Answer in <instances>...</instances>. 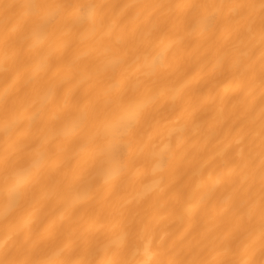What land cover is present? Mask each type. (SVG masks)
Returning <instances> with one entry per match:
<instances>
[{"label": "bare ground", "instance_id": "1", "mask_svg": "<svg viewBox=\"0 0 264 264\" xmlns=\"http://www.w3.org/2000/svg\"><path fill=\"white\" fill-rule=\"evenodd\" d=\"M0 264H264V0H0Z\"/></svg>", "mask_w": 264, "mask_h": 264}]
</instances>
